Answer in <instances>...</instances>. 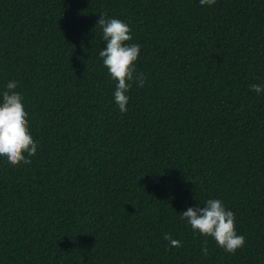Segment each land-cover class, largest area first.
<instances>
[{
    "label": "trees",
    "instance_id": "1",
    "mask_svg": "<svg viewBox=\"0 0 264 264\" xmlns=\"http://www.w3.org/2000/svg\"><path fill=\"white\" fill-rule=\"evenodd\" d=\"M105 12L141 46L126 113ZM13 80L38 148L0 157V264H264V0H0V101ZM208 199L235 254L180 217Z\"/></svg>",
    "mask_w": 264,
    "mask_h": 264
},
{
    "label": "clouds",
    "instance_id": "2",
    "mask_svg": "<svg viewBox=\"0 0 264 264\" xmlns=\"http://www.w3.org/2000/svg\"><path fill=\"white\" fill-rule=\"evenodd\" d=\"M199 3L202 6H212L216 0H199ZM97 26L102 28L103 40L106 42L99 56L111 78L118 81L114 99L120 112L126 113L129 103L127 94L133 82L138 87H143L146 81L145 74L138 72L135 67L141 46L127 43L132 40L129 24L118 18H107L106 12L99 16ZM17 87V81H9L0 101V157L6 158L13 166L31 164L32 160L28 157L35 156L38 148V142L34 141L30 133L29 114L23 103L24 97L15 91ZM251 90L259 95L264 92V86L253 84ZM180 217L187 220L194 232L213 238L229 254H235L246 243L245 237L236 231L234 213L227 210L220 199H208L203 207H189ZM163 238L171 247L183 246L180 240L173 239L170 234L166 233ZM202 253L205 256L209 254L207 240L204 241Z\"/></svg>",
    "mask_w": 264,
    "mask_h": 264
}]
</instances>
